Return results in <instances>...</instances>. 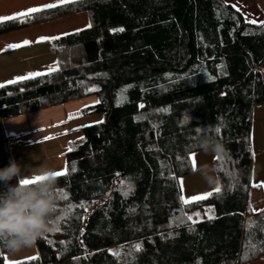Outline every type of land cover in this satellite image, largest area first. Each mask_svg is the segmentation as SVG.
Masks as SVG:
<instances>
[{
  "label": "trees",
  "instance_id": "16d2710c",
  "mask_svg": "<svg viewBox=\"0 0 264 264\" xmlns=\"http://www.w3.org/2000/svg\"><path fill=\"white\" fill-rule=\"evenodd\" d=\"M80 12L91 27L49 43L58 71L0 88V121L90 96L99 103L79 115L102 116L55 177L60 231L38 239L36 259L20 264L264 261V210L250 206L264 25L223 0H79L0 23V35ZM206 136L225 150L213 160L220 191L184 205L179 181ZM9 162L0 126V168ZM229 174L238 176L231 186ZM81 202L87 211H68ZM7 252L0 244V264Z\"/></svg>",
  "mask_w": 264,
  "mask_h": 264
},
{
  "label": "crops",
  "instance_id": "0c3cea01",
  "mask_svg": "<svg viewBox=\"0 0 264 264\" xmlns=\"http://www.w3.org/2000/svg\"><path fill=\"white\" fill-rule=\"evenodd\" d=\"M48 4H57L56 7H60L70 3L59 4L58 0H0V17H11L31 8L42 9L31 15L56 8L43 7ZM12 20L16 19L3 22ZM88 25L87 14L80 12L0 35V84L8 86L28 80H17V78L25 77L29 73H47L49 66L56 65L54 53L49 46L53 40L41 41L40 38H61L67 36L64 34L71 35L86 30L89 28ZM24 41L30 43L24 44ZM9 45L21 46L9 47ZM9 81L15 82L9 83ZM97 101L96 96H90L0 121L10 160L14 159L21 165L22 172L25 171L23 179H32L41 172L64 171L65 154L82 140L84 129L96 124L93 116L82 117L79 113L96 105ZM258 116H261V121L256 134L254 127L256 124L253 121L252 138L250 135L251 152H254V148L257 152L255 158L252 154L251 184L259 188L260 191L256 193L261 198L259 208H252L255 213L264 210V106L253 105L252 119ZM214 158L215 152L211 150H202L190 155L193 171L179 181L181 196L190 199L204 193L215 192L218 183L213 169ZM206 169L211 170L207 174L215 177L216 183L209 184L205 176ZM248 264H264V261Z\"/></svg>",
  "mask_w": 264,
  "mask_h": 264
},
{
  "label": "clouds",
  "instance_id": "9594fccd",
  "mask_svg": "<svg viewBox=\"0 0 264 264\" xmlns=\"http://www.w3.org/2000/svg\"><path fill=\"white\" fill-rule=\"evenodd\" d=\"M205 150L223 153L224 147L210 137L200 142ZM209 184L216 183V178L208 175ZM21 165L14 159L6 167L0 168V183L5 190L0 191V244L11 252H19L32 247L38 239L60 228L64 213L59 211V196L53 172H41L37 176L45 179L34 184H23ZM16 179V183H11ZM238 179L236 174H229L230 186ZM67 212V209L64 210Z\"/></svg>",
  "mask_w": 264,
  "mask_h": 264
},
{
  "label": "snow or ice",
  "instance_id": "6c2138e0",
  "mask_svg": "<svg viewBox=\"0 0 264 264\" xmlns=\"http://www.w3.org/2000/svg\"><path fill=\"white\" fill-rule=\"evenodd\" d=\"M77 2V0H58V3L59 4H66V3H75ZM57 4H48V5H45L43 7L45 8H52V7H56ZM233 7H235V5H233ZM42 9L41 8H31V9H28L24 12H20V13H17L15 14L14 16H11V17H0V22H3L4 20H9V19H18L20 17H30L32 13H35V12H38V11H41ZM249 23H252V24H255L256 21L252 20V21H248ZM262 24H264V22H261ZM89 27H91V24L89 23L88 25ZM124 29H113L112 31H123ZM77 31H80V30H77ZM64 35H68V34H64ZM60 39V37H41L40 40L43 41V40H58ZM30 43L29 41H24V44H28ZM21 45H9V47H20ZM59 70V66H58V63L56 65H53V66H49L48 68V72L47 73H40V72H36V73H29L27 76L25 77H18L17 80H23V79H31V78H34L36 76H40V75H47V74H51L52 72L54 71H58ZM15 81H9V83H14ZM0 87H4V85L0 84ZM98 89L96 88H90L88 89V91H96ZM96 103H99V101H97ZM87 107V106H86ZM140 107H143V105H140ZM97 123H102V121H99ZM217 132H219L220 130L217 128L216 129ZM83 139V138H81ZM71 151V149H69ZM193 159V166L194 165V158ZM218 159H223V157H218ZM75 169L73 168V171ZM67 174V168H65L64 171L62 172H53V175L54 176H62V175H66ZM119 175V174H117ZM45 179V177L43 176H36V177H33L32 179H23L21 181V183L23 184H34V183H37L41 180ZM120 184L121 186H124L125 185V181L124 180H121L120 181ZM255 186V185H254ZM128 190L130 191L131 190V186L130 184L128 185ZM215 192H219L220 191V188L219 186L216 187V189L214 190ZM214 193L213 192H209V193H204V194H201V195H198V196H195V197H192L190 199H185L183 196H181V201L184 205H187V204H190L192 203L193 201H198V200H204V199H207L209 196H212ZM62 196L63 198H67V194L66 193H62ZM73 207H82L85 209V211H87V205L85 204V202H81L80 205H69V208H68V211H71V209ZM207 213H211L212 210L211 209H207L206 210ZM67 214V213H66ZM196 217H199L200 216V213H196L195 214ZM209 219H213L214 216L212 215H209L208 217ZM186 219L189 220V221H192L193 223H196L198 222L197 220H193V217L192 216H186ZM250 226H251V222H250ZM56 231H60V229H57ZM49 243H52V241H49ZM61 243H63V241H61ZM254 247V246H253ZM133 249L135 251H140L141 250V246L139 244H136L133 246ZM113 251V254L114 255H118V251L117 250H111ZM246 258V257H245Z\"/></svg>",
  "mask_w": 264,
  "mask_h": 264
},
{
  "label": "rangeland",
  "instance_id": "374dc122",
  "mask_svg": "<svg viewBox=\"0 0 264 264\" xmlns=\"http://www.w3.org/2000/svg\"><path fill=\"white\" fill-rule=\"evenodd\" d=\"M226 4L229 5H235L233 7L237 12H239L244 20L246 22L248 21H256L255 25L262 24L261 22H264V0H223ZM249 23V22H248ZM252 24V23H250ZM264 25V24H263ZM93 117L96 119L94 123H97L99 121H102L101 115H93ZM256 124L255 127V134L258 129V124L261 121V116L255 117V119H252V123ZM253 132L251 130V138H252ZM253 158L255 156L257 157L256 148H254ZM255 162V161H254ZM180 185V182H179ZM256 191H260L259 188L255 189L251 193V200H250V206L252 208H259L261 198ZM37 257V250L35 246L24 248L19 252H7L4 254L3 259L5 264H20L22 262L34 260ZM55 264H73L70 261H64L59 262Z\"/></svg>",
  "mask_w": 264,
  "mask_h": 264
},
{
  "label": "built area",
  "instance_id": "2783aa9c",
  "mask_svg": "<svg viewBox=\"0 0 264 264\" xmlns=\"http://www.w3.org/2000/svg\"><path fill=\"white\" fill-rule=\"evenodd\" d=\"M18 146H20V144H18Z\"/></svg>",
  "mask_w": 264,
  "mask_h": 264
}]
</instances>
